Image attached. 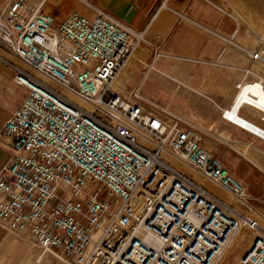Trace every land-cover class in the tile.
I'll return each instance as SVG.
<instances>
[{"label": "built area", "instance_id": "obj_1", "mask_svg": "<svg viewBox=\"0 0 264 264\" xmlns=\"http://www.w3.org/2000/svg\"><path fill=\"white\" fill-rule=\"evenodd\" d=\"M54 4L0 0V46L41 75L14 67L26 95L0 128V140L12 139L0 229L55 264H219L244 225L258 224H244L167 156L246 200L244 182L206 132L147 112L137 92L113 91L146 28L98 7L57 21ZM263 56L264 47L251 55ZM236 264H264V237Z\"/></svg>", "mask_w": 264, "mask_h": 264}, {"label": "rangeland", "instance_id": "obj_2", "mask_svg": "<svg viewBox=\"0 0 264 264\" xmlns=\"http://www.w3.org/2000/svg\"><path fill=\"white\" fill-rule=\"evenodd\" d=\"M263 47L264 0H159L146 27V43L139 47L146 58L143 60L140 53L120 79V83L125 82L138 67L136 77L126 82L130 95L120 96L131 99L132 92H137L147 112L179 119L218 142L217 153L245 184L249 196L246 200L230 194L181 160L169 159L186 176L208 187L242 215L252 220L262 218L264 224V140L223 115L240 89L232 88V84L256 81L264 85V56L259 60L251 57ZM4 50L0 46V60L27 68L21 58ZM7 62L5 65L9 66ZM0 71L5 77L11 73V79L15 78V72L2 64ZM258 236L264 237L244 225L220 263L224 260L223 264H236ZM7 239L28 250L33 264L39 258L45 264H55L48 253L0 229V242ZM4 255L0 249V258Z\"/></svg>", "mask_w": 264, "mask_h": 264}, {"label": "crops", "instance_id": "obj_3", "mask_svg": "<svg viewBox=\"0 0 264 264\" xmlns=\"http://www.w3.org/2000/svg\"><path fill=\"white\" fill-rule=\"evenodd\" d=\"M53 2L56 3L57 0H53ZM158 2L159 0H87V2L85 0H59L51 6V12L57 21H61L74 9L80 10L89 16H94L96 14L95 7H98L112 13L133 27L142 29L148 26ZM175 39L178 41V38ZM142 53L143 60H145L146 55L143 51ZM5 62L4 58L0 60V64L15 72L14 68H12L13 66H6ZM135 69L132 74L127 76L124 82L126 91V82L136 77H134ZM231 87L235 88L233 84ZM25 95L24 88L18 86L14 79H11V73L5 77L3 72L0 71V128L4 126L12 113L21 105ZM249 109L252 110L251 108ZM243 115L252 122L262 123L250 111L243 110ZM11 142L12 139L10 137H4L0 140V171L11 159ZM241 145L247 146L246 144ZM0 249L5 252V255L0 258V261L4 264H33L31 253L14 240L7 239L3 242L1 241ZM35 264L45 263L43 260H36Z\"/></svg>", "mask_w": 264, "mask_h": 264}, {"label": "bare ground", "instance_id": "obj_4", "mask_svg": "<svg viewBox=\"0 0 264 264\" xmlns=\"http://www.w3.org/2000/svg\"><path fill=\"white\" fill-rule=\"evenodd\" d=\"M52 1V0H51ZM53 2V1H52ZM55 3V2H54ZM57 3V2H56ZM55 3V4H56ZM49 7V6H47ZM8 55L11 54L10 52L4 50ZM142 53V50L137 48L130 60L128 61V63L125 65V67L123 68V70L121 71V73L119 74L118 78L116 79V81L114 82L112 89L114 92H116L119 95H130L128 93V91H125V86H124V82L120 83V79L123 77V75L128 72L135 60V58ZM12 55V54H11ZM14 56V55H13ZM2 58V57H1ZM7 62V61H6ZM9 63V62H7ZM24 63V62H23ZM10 65H13V67H18L14 64L9 63ZM24 65L27 67L26 69H29V72L37 77H41V75L34 71L29 65H27L26 63H24ZM20 67V66H19ZM22 68V67H21ZM23 69V68H22ZM25 69V70H26ZM16 74V72H15ZM46 80V79H44ZM240 86L239 91L236 94L235 97V101L233 103V105L224 110L223 115L225 116V118H227L230 122L234 123L235 125L245 129L246 131L251 132L252 134L256 135L257 137L261 138L264 140V124L262 123H255L252 122L251 120L247 119L244 115H243V110H246L247 112L250 111V113H252L260 122H264V85H262L260 82H256V81H251V82H244L243 84H239L238 82H236L235 87ZM233 91V89L231 90ZM129 97V96H128ZM79 101V100H78ZM81 102V101H79ZM84 105H86L87 107H89L86 103H84ZM249 108H251L252 110H250ZM243 116H242V115ZM261 153H263L262 151H260ZM264 154V153H263ZM170 157L175 158L171 155L167 156V159L169 161V163L171 164V166H173L175 169H177L170 161ZM176 159V158H175ZM178 160V159H177ZM180 161V160H179ZM182 162V161H181ZM184 163V162H182ZM186 164V163H184ZM179 170V169H177ZM195 182V184H197V186H200L202 189H204L207 193H209L211 196H213L214 198H216L219 202H221L223 204V206L235 213L236 215H238L243 221L244 224H247L248 216H244L242 215V213L234 208L231 204H229L228 202L223 201L221 198H219L212 190H210L208 187L204 186L202 183L197 182L194 178H192ZM223 188V187H221ZM224 189V188H223ZM226 190V189H224ZM229 192V191H227ZM230 193V192H229ZM231 194V193H230ZM255 222L258 224L257 227L254 229L256 230L259 234L264 235V224H263V219H254ZM261 220V221H260ZM239 236V235H238ZM235 243V241H234ZM37 260H42V258H39ZM224 260L220 263L223 264Z\"/></svg>", "mask_w": 264, "mask_h": 264}]
</instances>
